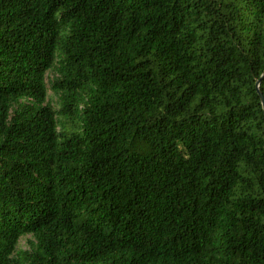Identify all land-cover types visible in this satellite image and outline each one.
<instances>
[{
    "label": "trees",
    "instance_id": "obj_1",
    "mask_svg": "<svg viewBox=\"0 0 264 264\" xmlns=\"http://www.w3.org/2000/svg\"><path fill=\"white\" fill-rule=\"evenodd\" d=\"M258 90L264 0H0V264H264Z\"/></svg>",
    "mask_w": 264,
    "mask_h": 264
},
{
    "label": "rangeland",
    "instance_id": "obj_2",
    "mask_svg": "<svg viewBox=\"0 0 264 264\" xmlns=\"http://www.w3.org/2000/svg\"><path fill=\"white\" fill-rule=\"evenodd\" d=\"M55 73L54 71H48L46 73V83H48V81L50 79H52L54 77ZM48 85V84H47ZM47 100L48 102H50L53 106H57L58 104V100H57V96L55 95V93H53L50 89H48V92H47ZM28 237L27 236H22L20 238V242H19V245L18 247L19 248H26L28 247L27 243H26V239Z\"/></svg>",
    "mask_w": 264,
    "mask_h": 264
},
{
    "label": "water",
    "instance_id": "obj_3",
    "mask_svg": "<svg viewBox=\"0 0 264 264\" xmlns=\"http://www.w3.org/2000/svg\"><path fill=\"white\" fill-rule=\"evenodd\" d=\"M258 84H259V80L256 82V86L258 87ZM258 95L260 97V102H261V105H262V109H263V113H264V99L262 97V94L259 92L258 90Z\"/></svg>",
    "mask_w": 264,
    "mask_h": 264
}]
</instances>
